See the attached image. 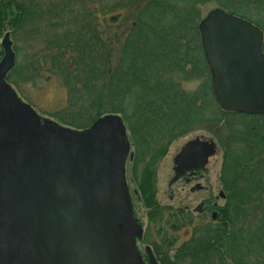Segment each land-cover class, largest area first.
<instances>
[{"label":"trees","instance_id":"1","mask_svg":"<svg viewBox=\"0 0 264 264\" xmlns=\"http://www.w3.org/2000/svg\"><path fill=\"white\" fill-rule=\"evenodd\" d=\"M210 3L264 32V0H56L17 2L14 18L1 10L0 38L25 29L27 42L44 45L13 71L27 82L42 70L61 76L79 109L71 125L124 118L148 204L157 202L158 168L175 140L200 126L225 128L224 138L217 135L225 195L218 222L194 227L173 264H264V114L227 112L219 103L199 30ZM193 81L198 88L186 91L183 83ZM173 218L165 236L176 242L192 219L185 209Z\"/></svg>","mask_w":264,"mask_h":264},{"label":"flooded vegetation","instance_id":"2","mask_svg":"<svg viewBox=\"0 0 264 264\" xmlns=\"http://www.w3.org/2000/svg\"><path fill=\"white\" fill-rule=\"evenodd\" d=\"M54 1L0 0V12L8 7L14 18L17 2L31 7ZM13 49L17 58L14 43ZM16 64L0 81V264H153L151 255L158 264H173L183 243L165 236L173 215L186 210L192 221L182 230L191 235L199 221L209 222L214 213L218 219L223 189L194 209L163 206L158 191L156 204L146 203L133 175L127 125L128 149L115 124L96 130L98 120L81 128L42 116L16 90L15 78L10 81ZM192 141L174 158L170 187L181 183L194 194L209 190L207 167L218 150L208 156L199 144L188 151Z\"/></svg>","mask_w":264,"mask_h":264},{"label":"water","instance_id":"3","mask_svg":"<svg viewBox=\"0 0 264 264\" xmlns=\"http://www.w3.org/2000/svg\"><path fill=\"white\" fill-rule=\"evenodd\" d=\"M199 30L222 109L227 112L264 114V56L261 53L263 31L251 22L221 8L213 9L202 20ZM2 47L4 57L0 62L1 82L16 64V54L9 32L2 39ZM13 95L16 96L15 93ZM104 122L120 128L122 143L128 149L130 143L123 118L119 115L101 117L92 129L97 130ZM200 140L197 138L190 142L187 150L193 152L201 144L205 146L208 156L216 152L213 143H203ZM212 218L216 220L217 213ZM151 260L153 264H158L153 255Z\"/></svg>","mask_w":264,"mask_h":264},{"label":"rangeland","instance_id":"4","mask_svg":"<svg viewBox=\"0 0 264 264\" xmlns=\"http://www.w3.org/2000/svg\"><path fill=\"white\" fill-rule=\"evenodd\" d=\"M215 8H217V6L214 3L203 6L202 16L205 18ZM27 28L30 29V26L26 25V29ZM24 30L25 29L17 32L15 31V33L11 36L17 52V64L26 63L27 57L29 58L31 54H35L44 48L43 44L36 45L29 41L27 42V39L24 36ZM3 37L0 38V47H2L1 43ZM24 76L25 75L23 74L18 76L15 73L12 76V79L10 77V81L13 83L14 78L18 81L19 85L14 86L16 90L23 95V97L29 101L42 116H47L52 119H55L54 117H58L62 120L64 119L65 121L71 120L70 118L74 119L73 113L79 111V109L77 107L71 108L69 103V92L67 87L64 85L61 76L54 75L44 70L40 71V76L33 81H23L22 79ZM199 85L200 81L185 82L183 83V88L186 91H193L197 89ZM77 123L79 122L77 121ZM218 134L219 137L221 134V138H224L226 136L225 128L215 130L211 128V125L200 126L197 131L180 137L172 143L168 154L161 161L158 168L157 199L161 205L170 206L172 208L189 207L190 209H194L200 205L203 198L212 197L214 199L219 196V190L223 189L220 180L223 149L219 144ZM197 138H202L206 142L213 143L218 152L215 156L210 158L209 165L207 167V179L206 184L204 185H208L209 190L206 189L204 191H197L194 194H191L190 186L186 187V190H183L184 188L181 183L170 187V182L173 178L174 158L189 141H194ZM132 150L134 151V147H132ZM129 166V169H131L130 164ZM132 186L134 189L137 188V185H135L134 182L132 183ZM218 203L219 205H224L225 201L220 199ZM139 206H141V204H139ZM144 210L145 209L142 208L143 212H145ZM206 218L209 219V221L211 220V216ZM199 222L202 223L203 221ZM174 236H176L178 238V242L181 243L190 239L191 232L184 229L176 233Z\"/></svg>","mask_w":264,"mask_h":264}]
</instances>
